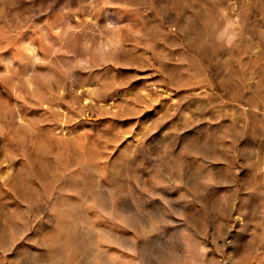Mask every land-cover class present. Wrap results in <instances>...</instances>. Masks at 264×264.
Returning <instances> with one entry per match:
<instances>
[{"label": "rangeland", "instance_id": "rangeland-1", "mask_svg": "<svg viewBox=\"0 0 264 264\" xmlns=\"http://www.w3.org/2000/svg\"><path fill=\"white\" fill-rule=\"evenodd\" d=\"M0 264H264V0H0Z\"/></svg>", "mask_w": 264, "mask_h": 264}, {"label": "clouds", "instance_id": "clouds-1", "mask_svg": "<svg viewBox=\"0 0 264 264\" xmlns=\"http://www.w3.org/2000/svg\"><path fill=\"white\" fill-rule=\"evenodd\" d=\"M109 23L111 24V22H109ZM135 34H136L137 36H140V35H141V33H140L139 31H137ZM95 50H96L97 55H100V54L106 52L105 45H104V44H100V43H98V44L96 45V49H95Z\"/></svg>", "mask_w": 264, "mask_h": 264}]
</instances>
